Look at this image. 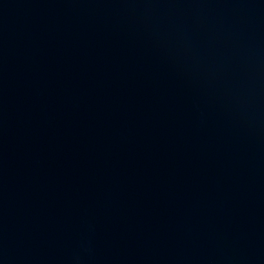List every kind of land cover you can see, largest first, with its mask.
<instances>
[{
  "label": "water",
  "instance_id": "obj_1",
  "mask_svg": "<svg viewBox=\"0 0 264 264\" xmlns=\"http://www.w3.org/2000/svg\"><path fill=\"white\" fill-rule=\"evenodd\" d=\"M0 264H264V0H0Z\"/></svg>",
  "mask_w": 264,
  "mask_h": 264
}]
</instances>
